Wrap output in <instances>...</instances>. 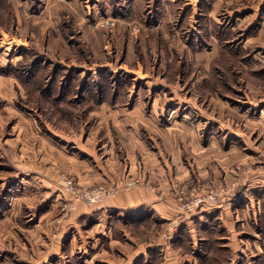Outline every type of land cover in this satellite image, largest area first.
Instances as JSON below:
<instances>
[{"label": "rangeland", "instance_id": "obj_1", "mask_svg": "<svg viewBox=\"0 0 264 264\" xmlns=\"http://www.w3.org/2000/svg\"><path fill=\"white\" fill-rule=\"evenodd\" d=\"M226 1L231 4L219 11L224 24L209 27L208 43L201 0H0V264H29L15 242L31 250L38 232L50 241L66 236L63 252L48 264H66L61 256L76 244L79 256L89 259L84 264H120L93 247L97 235L85 231L98 220L92 210L127 190L157 189L169 179L170 189L160 193L174 200L180 220L190 221L176 224L174 244L190 248L199 241L206 248L219 233H229L219 218L229 203L230 222L245 224L254 208V230L263 233L258 162L264 159L252 156L251 148L264 151V113H255L249 96L252 89L251 102L256 94L264 97L261 0ZM251 8L256 15H248ZM234 15L241 17L236 23ZM98 34L104 38L99 51ZM217 38L220 53L207 59L202 51L215 54ZM156 89L163 91L159 110L152 108ZM141 91H147L145 105L137 101ZM153 117L167 132L157 131ZM208 119L214 132L207 133ZM233 133L247 143L229 148ZM68 182L76 191L117 193L89 204ZM249 186L256 189L240 196ZM197 199L203 200L197 209H182V202ZM79 205L91 213L76 225ZM206 207L210 216L199 218ZM242 208L249 209L246 217ZM118 213L112 208L103 225L124 240V215ZM244 226L245 241L236 240L246 250L250 232Z\"/></svg>", "mask_w": 264, "mask_h": 264}, {"label": "crops", "instance_id": "obj_2", "mask_svg": "<svg viewBox=\"0 0 264 264\" xmlns=\"http://www.w3.org/2000/svg\"><path fill=\"white\" fill-rule=\"evenodd\" d=\"M211 1V2H210ZM231 2L226 1V0H206L203 1L201 0V11L202 14H205V10L207 12L208 18L206 19V29L207 33H205V38L209 43V27L212 28V24L217 25L218 27H221L224 24L222 19L220 18L221 12H219L222 7H226L230 5ZM258 6H261V21L259 23L258 29H260L263 32L264 35V0H261L260 2L258 1ZM256 6H254L255 8ZM254 8H251L250 10H254ZM257 10H254L253 12H249V14L256 15ZM204 12V13H203ZM223 12H226L223 10ZM218 16V18L216 17ZM246 16V14H245ZM245 16H243L245 18ZM236 19V20H235ZM241 19L239 16L234 15V18L232 20L238 22ZM223 23V24H222ZM122 26L120 27L121 30H124V23H121ZM100 32V31H99ZM212 34V32H211ZM95 37V36H94ZM213 38V36H212ZM102 39L104 38L98 34L96 36V41H97V50H101V45L98 44V42H102ZM204 40V37H203ZM214 41V40H213ZM259 42H263V39H260ZM217 47V48H215ZM220 45L218 44V38L215 39L213 43V49L216 50V53L214 54H209V51L207 52L202 51V55L206 57L207 59H211V57H214L220 53ZM256 92V91H255ZM147 91H141L140 92V97L138 98V103H142L141 99H143V105H145L146 102H144V98L142 95H146ZM151 94V91L148 92ZM163 91L161 89H156V91H153V94H155L156 98L154 100V103H152V108L153 110H159L161 103H163V98L161 97ZM252 89L250 91V103L253 104L252 107L255 109V113L257 111H261L264 113V97H259V94L254 95V102H251V98L253 97L252 94ZM183 104V103H182ZM184 105V104H183ZM103 106L108 107L106 103L103 104ZM146 107V106H145ZM260 107V108H259ZM252 109V108H251ZM262 113L260 114L262 116ZM257 117V115L255 114ZM153 126L158 128L157 131L159 133L167 132L163 127H160L157 123L156 120L153 117ZM207 123V133L209 132H214L212 131L214 129V125L210 126V121L209 119L206 121ZM217 126V125H216ZM227 134H231L228 132ZM166 136L169 137L170 141L172 140V136L169 134H166ZM233 136H231L230 140V146L229 148L232 149V144L235 142L242 141L244 140L245 143H247L243 137V135L239 133H233ZM211 137H214V135H211ZM218 141L220 142V139L218 138ZM259 142L264 145V136L260 137ZM250 143H255L253 141H250ZM258 144V143H257ZM256 145V143H255ZM257 146V145H256ZM255 146V147H256ZM252 156L258 157V158H263L264 159V151L256 150V148H251ZM260 163L258 167L261 169L260 172H264V160L258 162ZM171 183L170 179L166 182H160L159 185H157V189H152V188H147V187H140L137 189H131L127 190L124 192V196L121 198L109 202L107 204H101L98 208L95 210H92V213L95 212L98 220L91 225V227L86 229L85 231H89L90 234H92V231H95L94 235H97L96 242L94 243L93 247L97 248L98 255H104L109 259V257H112L114 260H117V263L120 264H202L200 261V258L198 257L197 253H202L205 254V256L209 257L212 255L214 252L213 251H208L204 249L203 246H201L200 242L197 241V245L186 246L184 242L182 241L183 244H175L173 242V239L171 236L174 235L175 238L180 236L178 232L176 233L173 231V229L176 230V224L179 223H189L190 221L187 220V217H185V220H180L179 217H181V213L179 210H177L175 206V202L172 198L169 197V195H164L161 194V190L164 192L168 191L170 189ZM254 188V186H249L247 189H242L240 191L239 195L240 196H247L248 191L251 188ZM256 187V186H255ZM256 189V188H254ZM223 202V201H222ZM221 212L219 213L220 219H222L223 225L229 229V233L227 230V233H219L221 234L218 239L222 240V243L218 240L219 245L222 246L228 253H227V260L224 263H216V264H264L263 259H264V231L262 234H257L254 230V227L259 226V222L257 221L256 217V210L252 208L249 212V220L247 213L249 209H244L241 211L243 215L246 217L245 221L246 223L243 224V222L239 225L237 224L236 226V220L233 219L232 222H230L229 216L226 214L228 211L231 213L233 208H231V203L228 204L226 207V204H222ZM112 208L119 210V214L124 215V240L121 239V237L113 236V229H111L110 226L103 225L104 221L108 222V217L112 218V215H106L108 214L109 211L112 213ZM209 207L203 208L201 210L202 215L198 216L201 218L203 214H205L206 217H209L210 215V210H208ZM232 209V210H231ZM252 211V212H251ZM91 213V209L88 210L86 207H81L79 205L78 208V213L74 217L76 219V225H79V218L84 215ZM237 213V212H236ZM239 215V214H237ZM253 215V216H252ZM232 216V214H231ZM239 218V217H238ZM240 219V218H239ZM243 220V218H242ZM185 221V222H184ZM249 221V222H248ZM105 222V223H106ZM160 224V225H159ZM181 225V224H180ZM247 225L248 226V231L250 234L248 236L245 235V239L247 242H244V244H247L246 250L243 249L242 247L240 248V241L236 240V237L241 241H245L244 238H242L241 234L246 233L242 229L243 226ZM235 229H232L233 227ZM237 227V229H236ZM245 227V226H244ZM264 228V226H262ZM160 229V236L156 233V230L158 231ZM264 230V229H262ZM33 231V230H32ZM254 233H253V232ZM166 232V235H165ZM218 232V231H217ZM169 233V236L167 234ZM230 234V235H229ZM41 237H38V236ZM155 235V236H154ZM163 235V236H162ZM192 235V233H191ZM158 237V240L156 239ZM231 236V237H229ZM184 237L185 234H184ZM244 237V234H243ZM251 237V238H250ZM32 240L30 243H32L31 250L29 247H24L22 246L19 249V246L21 243L20 242H15V251H18L19 254L17 255H25L26 262H29V264H48V260L51 258V256L56 255L55 253L59 251L58 255H61L63 252L64 246L61 245V241L66 238L65 235L58 238H48V236H45V234L38 232L35 234H32ZM160 238V239H159ZM232 238V239H231ZM73 237L70 238L72 241ZM94 239V238H93ZM258 239H261V241L257 242ZM36 241L37 245H34V241ZM100 243V241H102ZM204 240H208V236L205 237ZM226 240V241H223ZM230 240V241H229ZM210 241V240H209ZM208 242V241H207ZM99 247H98V245ZM195 244V243H194ZM251 245L254 246V249L252 250ZM256 245V246H255ZM21 246V245H20ZM239 246V249L237 248ZM77 247L81 248V245H74L73 248H70L69 254L67 252H64V256H61L63 260H66V264L68 263L67 261L70 262H75L74 264H84L85 261H88L89 259H82L81 256H79V252L76 250ZM29 249V250H28ZM74 249L77 251L76 253L74 252ZM96 250V249H95ZM119 251V252H115ZM22 251V252H21ZM31 251L33 254L30 255ZM81 252V250L79 249ZM96 251V252H97ZM246 251V254H241L242 252ZM90 254H92L91 258L93 259L96 254V252L91 248L89 249ZM95 252V253H94ZM250 253V254H249ZM120 254H123L120 255ZM68 255V256H67ZM81 255V254H80ZM119 255L120 259H116L115 256ZM250 255V256H249ZM78 256V257H77ZM95 259V258H94ZM246 259V261H245ZM98 261H101V259H96ZM103 260V259H102ZM107 263H110L113 261L111 260H104ZM69 262V263H70ZM106 263V264H107Z\"/></svg>", "mask_w": 264, "mask_h": 264}, {"label": "built area", "instance_id": "obj_3", "mask_svg": "<svg viewBox=\"0 0 264 264\" xmlns=\"http://www.w3.org/2000/svg\"><path fill=\"white\" fill-rule=\"evenodd\" d=\"M68 188L76 192L80 196V198L84 199L89 204L98 203L101 200L110 196H114L117 193V190L115 188L107 189L105 187H97L93 190L76 191L73 186V183L71 182H68ZM202 201L203 200L201 199H197L194 202L184 201L182 202L181 207L184 211H194L199 207Z\"/></svg>", "mask_w": 264, "mask_h": 264}, {"label": "trees", "instance_id": "obj_4", "mask_svg": "<svg viewBox=\"0 0 264 264\" xmlns=\"http://www.w3.org/2000/svg\"><path fill=\"white\" fill-rule=\"evenodd\" d=\"M214 243L216 241L217 245H213V242L208 241L206 242V248L204 247V249L208 250V251H213L214 253L212 255H210L209 257L205 256V254H200L197 253L198 257L200 258V261L202 262V264H216V263H224L227 260V251L220 246L218 243V237L216 239V237H214L213 239Z\"/></svg>", "mask_w": 264, "mask_h": 264}]
</instances>
